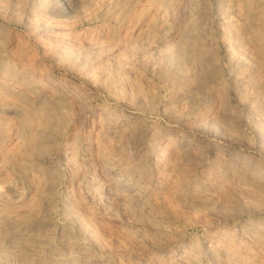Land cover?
I'll use <instances>...</instances> for the list:
<instances>
[{
    "label": "rangeland",
    "instance_id": "obj_1",
    "mask_svg": "<svg viewBox=\"0 0 264 264\" xmlns=\"http://www.w3.org/2000/svg\"><path fill=\"white\" fill-rule=\"evenodd\" d=\"M0 264H264V0H0Z\"/></svg>",
    "mask_w": 264,
    "mask_h": 264
}]
</instances>
